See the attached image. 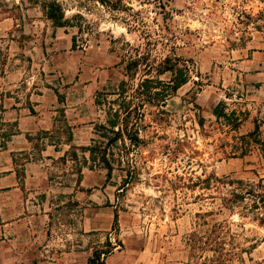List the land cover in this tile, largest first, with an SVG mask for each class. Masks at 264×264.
Masks as SVG:
<instances>
[{
	"label": "rangeland",
	"instance_id": "rangeland-1",
	"mask_svg": "<svg viewBox=\"0 0 264 264\" xmlns=\"http://www.w3.org/2000/svg\"><path fill=\"white\" fill-rule=\"evenodd\" d=\"M57 1L70 26L55 28L40 3L0 0V118L18 122L6 120L8 111L49 122L47 130L23 123L0 149V230L33 238L18 220L39 225L35 215L45 211L43 233L30 246L34 264H89L109 240L105 264H194L189 237L208 213L210 224L226 226L227 248L256 246L231 264H264V224L249 212L251 199L229 211L202 182L264 179V146L252 143L242 156L240 139L258 124L264 141V0ZM167 56L185 61L189 82L163 112L145 104L140 143L101 147L89 160L84 147L99 138L105 101L119 99L121 84L137 89L147 65ZM135 59L136 73L129 70ZM220 102L247 114L237 131L214 115ZM45 147L51 156L39 168Z\"/></svg>",
	"mask_w": 264,
	"mask_h": 264
},
{
	"label": "trees",
	"instance_id": "trees-1",
	"mask_svg": "<svg viewBox=\"0 0 264 264\" xmlns=\"http://www.w3.org/2000/svg\"><path fill=\"white\" fill-rule=\"evenodd\" d=\"M40 3L45 16L52 22L55 28H63L70 26V21L65 17L63 5L57 0H30ZM118 1V0H117ZM103 5H108L107 2L101 1ZM110 4V3H109ZM110 6V5H109ZM112 8V6H111ZM73 47H76L75 37H73ZM140 59H135L131 62L130 71L137 72L140 66ZM147 78H144L138 88L130 91V87L121 84L118 94L119 99L114 101H105L109 104L107 110V119L104 124L96 126V134L98 139L94 140L93 144L84 147V151L90 155L89 160L95 162L98 159V154L101 147H116L118 143L125 144L126 141L140 143L139 138L140 123L143 120V111L146 103L156 107L159 112H163L160 108L165 105L166 100L176 93L181 87L186 85L191 77L190 67L178 57L167 56L158 64L147 65ZM156 72L157 77L151 76L152 72ZM170 74L168 81L160 79L161 75ZM55 93L59 96L57 90ZM120 100V101H119ZM96 105H102L101 100L95 101ZM214 115L218 120L224 119L226 124L233 131H237L243 121L248 117L247 114L233 110L226 111V105L220 102L213 110ZM0 124L6 126L9 130L0 133V149L7 147V143L11 141V137L20 134L18 122L9 123L0 118ZM203 125V121L199 123ZM259 125H255V130L247 135L241 136L240 139L244 143V149L241 152L242 156H246L250 152L252 143L261 144L264 146V141L258 138ZM124 147H126L124 145ZM106 152V150H105ZM104 155V154H103ZM103 157V156H102ZM108 169V178L112 176L113 166L106 161ZM207 183V188H215L222 194V207L229 211L242 204L246 205V200L251 199L249 212H255L254 218L260 224H264V179H260L258 183L245 182L242 180L226 179L222 180L218 177H210L202 181ZM230 186L229 189L227 187ZM223 190L227 192L224 193ZM208 213L199 215V221L195 230L190 234L192 259H195L194 264H231L234 260L239 259L244 262L241 253H251V249L256 246L252 245L248 249L238 250L234 247L227 248L225 234L227 232L224 223L214 222L212 224L206 219ZM117 223V214H115V224ZM107 251L95 250L93 257L89 259V264H105L106 256L114 249L113 243L107 241Z\"/></svg>",
	"mask_w": 264,
	"mask_h": 264
},
{
	"label": "crops",
	"instance_id": "crops-1",
	"mask_svg": "<svg viewBox=\"0 0 264 264\" xmlns=\"http://www.w3.org/2000/svg\"><path fill=\"white\" fill-rule=\"evenodd\" d=\"M41 114H45V112H42ZM13 115L14 114L8 111H5L6 120H9V121L18 120L19 127L21 128V130H22L23 123L30 124V125H36L37 128L41 126V128L44 130L48 129L49 122L46 119V116L44 117L42 116L41 118H38L37 121H34L35 119L34 116L22 117V116H19L18 112L15 114V117H13ZM30 130H33V129H27V132L29 131L30 133H32V131ZM49 148L51 147H45L43 150H41V156L39 160L35 162V164L38 165L39 168L47 164L46 161H48V159L51 156ZM40 176L42 177L43 174H41ZM35 216L39 219V221L41 220L40 221L41 224L35 225V226H30L29 224L26 225L28 216L19 218L18 220L19 222H21L22 227L27 228L29 231L32 230L33 238H31L30 236L28 239L13 240L7 236L6 229H5L6 225H1V227H3V230L2 229L0 230V264H34L35 257L32 255L30 251L31 250L30 246L31 244H35L36 242V239L34 238L36 237V233L38 236L42 235L43 233L45 225L44 224L42 225V222L44 220L43 218L46 216V213L45 211L41 210ZM39 264H50V262L44 259L43 261H40Z\"/></svg>",
	"mask_w": 264,
	"mask_h": 264
}]
</instances>
